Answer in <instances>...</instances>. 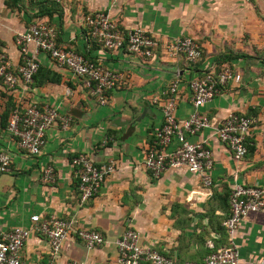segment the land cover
Wrapping results in <instances>:
<instances>
[{"label": "crops", "instance_id": "crops-1", "mask_svg": "<svg viewBox=\"0 0 264 264\" xmlns=\"http://www.w3.org/2000/svg\"><path fill=\"white\" fill-rule=\"evenodd\" d=\"M95 11L105 12L123 33L133 27L144 30L156 40L154 54L102 48L83 23ZM37 21L55 29L58 45L94 60L116 78L106 103L100 104L83 77L39 53V68L30 83L18 80L8 86L0 80V151L10 159L9 170L0 173V231L27 225L31 214H54L103 237L100 245L88 249L70 232L52 257L45 237L32 233L22 244L21 259L28 264H116L114 240L126 228L136 230L141 245L176 262L202 261L210 252L208 243L214 248L226 245L221 222L228 213L230 189L235 184L264 186V0H0V52L12 66L19 62L15 34ZM181 36L199 44L195 63L166 54L165 46ZM219 66L232 68L240 78L228 80L198 110L214 123L230 112L252 117L245 155L234 159L206 128L187 138L205 140L211 151L209 188L181 167L152 176L144 159L158 148L152 129L162 122L169 84H177L174 116L180 121L192 111L189 79ZM29 103L54 106L70 118L66 129L59 121L46 129L36 155L20 149L5 129L11 108ZM175 145L172 138L165 150ZM77 154L114 164L96 194L84 202L79 201L71 163ZM46 165L52 167L53 179L44 183L40 176ZM232 243L242 262L262 257L264 215L247 213Z\"/></svg>", "mask_w": 264, "mask_h": 264}, {"label": "built area", "instance_id": "built-area-1", "mask_svg": "<svg viewBox=\"0 0 264 264\" xmlns=\"http://www.w3.org/2000/svg\"><path fill=\"white\" fill-rule=\"evenodd\" d=\"M42 1L59 2V0ZM83 23L88 35L106 50L125 49L143 57H151L154 54L157 45L154 38L139 27L121 32L103 11L85 15ZM55 37V29L43 21L34 22L25 31L16 33L14 44L19 55V62L12 66L8 57L0 52V80L8 86H12L18 80L24 84L30 83L39 67L37 55L45 53L56 65L63 66L74 75L83 77L85 85L96 101L105 104L106 91L114 85L116 78L114 73L94 60L58 45ZM165 51L172 57L181 55L190 63H195L201 53L199 44L187 36L173 39L165 46ZM239 78L232 68L224 66L218 70L210 68L189 79L192 111L180 121L174 116L177 84L175 81L169 84L161 105L162 122L152 129L158 148L149 150L144 159V165L152 176H158L166 168L181 167L195 174L202 187L209 188L212 185L211 151L205 140L190 141L187 138V135L206 128L230 149L234 159L239 160L245 155V135L253 123L252 117L230 112L219 122L214 123L198 110L200 106L218 94L228 80L237 82ZM55 121H59L60 127L66 129L70 118L59 113L54 106L29 103L22 109L16 107L11 109L5 129L16 139L20 149L29 155H36L44 143L46 129ZM172 138L176 140V145L172 150L166 151L165 147ZM9 163L8 154L0 151V173L9 170ZM71 163L75 167L80 202L94 196L104 178L114 169L112 161L94 163L83 154L72 157ZM40 179L44 183L53 179V169L50 165L42 168ZM227 204L228 215L221 222L227 236V243L217 248L208 243L210 252L202 261L176 262L153 247L141 245L138 242L136 230L126 228L114 240L117 251L116 264H264V255L255 263L240 261L232 243L233 235L247 213L256 212L264 215V186L235 184L229 191ZM70 232H73L88 249L103 242L99 232L74 228L71 221L62 217L54 214L46 217L31 214L27 225L0 231V264H28L21 259L20 249L32 233L45 237L50 255L54 257ZM46 264L60 263L49 260ZM61 264L79 263L67 261Z\"/></svg>", "mask_w": 264, "mask_h": 264}, {"label": "trees", "instance_id": "trees-1", "mask_svg": "<svg viewBox=\"0 0 264 264\" xmlns=\"http://www.w3.org/2000/svg\"><path fill=\"white\" fill-rule=\"evenodd\" d=\"M45 2H46V1H45ZM50 3H51V4H54L53 2H50ZM234 56H236V55H234ZM226 57H228V55H227ZM38 68H39V67H38ZM220 68H221V66H219V67H215L214 69H215V70H218V69H220ZM37 71H38V69H37ZM37 71H36V73H37ZM36 73H35V74H36ZM35 74H34V75H35ZM34 75H33V77H34ZM33 77H32V79H33ZM106 93H107V91H106ZM11 109H12V108H11ZM10 111H11V110H10ZM9 113H10V112H9ZM8 115H9V114H8ZM8 115H7V118H8ZM6 122H7V120H6ZM5 126H6V123H5ZM227 215H228V213H227ZM227 215H226V216H227Z\"/></svg>", "mask_w": 264, "mask_h": 264}]
</instances>
